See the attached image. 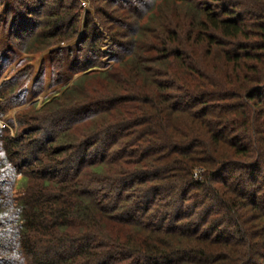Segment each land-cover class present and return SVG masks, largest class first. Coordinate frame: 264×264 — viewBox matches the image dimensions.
Returning <instances> with one entry per match:
<instances>
[{
  "label": "trees",
  "instance_id": "16d2710c",
  "mask_svg": "<svg viewBox=\"0 0 264 264\" xmlns=\"http://www.w3.org/2000/svg\"><path fill=\"white\" fill-rule=\"evenodd\" d=\"M228 1L220 10L191 3L182 32L171 23L161 26L164 38L146 30L160 54L145 64L158 69L134 75L115 100L103 101V117L115 120L102 124L105 133L117 131L115 141L126 145L112 156L116 177L100 181L111 182L107 192L74 183V169L53 175L56 163L46 182L67 192L48 196L55 216L81 229L98 221L113 234L77 236L83 244L69 264L78 256L82 264H264V225L252 226L264 219V0ZM41 198L26 194L24 218L36 215ZM29 220L21 227L29 230Z\"/></svg>",
  "mask_w": 264,
  "mask_h": 264
},
{
  "label": "rangeland",
  "instance_id": "374dc122",
  "mask_svg": "<svg viewBox=\"0 0 264 264\" xmlns=\"http://www.w3.org/2000/svg\"><path fill=\"white\" fill-rule=\"evenodd\" d=\"M227 1L0 0V264H69L71 259L66 257L76 255L83 244L77 236L85 231L98 234V229L113 235L107 227L99 228L98 221L87 229L74 224L65 227L48 196L56 190L67 191L46 180L59 163L53 175L62 177L74 169L79 176L74 183L99 192L98 196L107 192L111 182L100 181L106 173L116 177L112 156L126 145L124 139L115 141L117 131L105 133L104 127L115 120L103 117V101L115 100L134 75L158 69L156 64H145L150 56L160 54L150 48L158 43H152L146 30L162 31L163 24L171 23V29L182 32L191 20V3L220 10ZM85 73L83 80L71 86ZM110 132L113 138L108 139ZM56 150L53 161L46 157ZM103 158V176H98L101 170L95 167ZM115 188L119 191L121 185ZM30 192H44L40 199L44 201L38 202V212L29 220L20 211L28 209L25 200ZM24 220H29L25 223L29 230L21 227ZM263 220L256 219L255 230L263 229ZM74 258L73 264L86 260Z\"/></svg>",
  "mask_w": 264,
  "mask_h": 264
}]
</instances>
